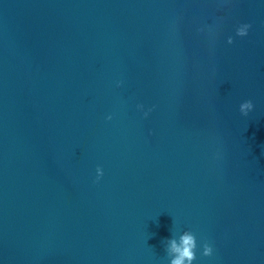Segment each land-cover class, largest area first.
<instances>
[{
	"label": "water",
	"instance_id": "water-1",
	"mask_svg": "<svg viewBox=\"0 0 264 264\" xmlns=\"http://www.w3.org/2000/svg\"><path fill=\"white\" fill-rule=\"evenodd\" d=\"M183 230L264 264V0H0V264H169Z\"/></svg>",
	"mask_w": 264,
	"mask_h": 264
},
{
	"label": "clouds",
	"instance_id": "clouds-1",
	"mask_svg": "<svg viewBox=\"0 0 264 264\" xmlns=\"http://www.w3.org/2000/svg\"><path fill=\"white\" fill-rule=\"evenodd\" d=\"M251 23L241 22L235 26L234 36L228 35L226 37V42L228 44L234 43L235 37H246L249 35ZM123 82L117 81V86H121ZM254 105L251 100H244L239 104V111L242 115H247ZM136 108L140 110L145 117H147L151 109L145 110L143 104L138 103ZM106 119L111 120L112 115L109 114ZM104 175V170L102 167H96V180L98 181ZM164 248L166 250L167 256L169 258V264H194L197 259V249L198 242L196 235L191 230H183L177 235H171L169 238L164 240ZM214 252L213 246L204 242L202 244V255L212 256Z\"/></svg>",
	"mask_w": 264,
	"mask_h": 264
}]
</instances>
